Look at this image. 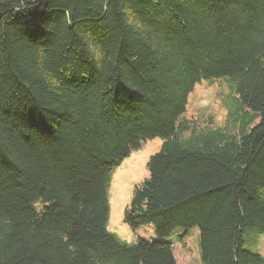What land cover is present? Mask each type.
Wrapping results in <instances>:
<instances>
[{"label": "trees", "instance_id": "trees-1", "mask_svg": "<svg viewBox=\"0 0 264 264\" xmlns=\"http://www.w3.org/2000/svg\"><path fill=\"white\" fill-rule=\"evenodd\" d=\"M220 78L226 124L188 118ZM158 137L125 222L264 264L243 247L264 234V0H0V264H176L108 230L111 171Z\"/></svg>", "mask_w": 264, "mask_h": 264}, {"label": "rangeland", "instance_id": "rangeland-1", "mask_svg": "<svg viewBox=\"0 0 264 264\" xmlns=\"http://www.w3.org/2000/svg\"><path fill=\"white\" fill-rule=\"evenodd\" d=\"M233 88L227 79L203 80L189 96L187 117L202 125L224 126L229 110L237 106ZM256 121V120H255ZM259 121V118H258ZM163 144L158 137L143 141L130 155L111 171L108 230L127 244L137 243L139 238L173 243L176 264H206L202 259L201 236L198 227L177 228L168 236L158 237L152 225L133 230L126 222V210L130 206L134 190L149 177L148 160ZM243 247L264 257V234L251 229L244 236Z\"/></svg>", "mask_w": 264, "mask_h": 264}]
</instances>
